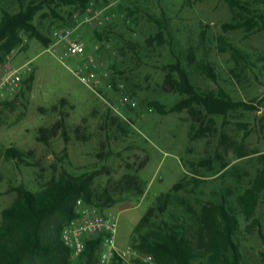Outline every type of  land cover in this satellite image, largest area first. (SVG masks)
Returning <instances> with one entry per match:
<instances>
[{
  "label": "rangeland",
  "instance_id": "1",
  "mask_svg": "<svg viewBox=\"0 0 264 264\" xmlns=\"http://www.w3.org/2000/svg\"><path fill=\"white\" fill-rule=\"evenodd\" d=\"M30 1L44 0H0V20L4 10L17 13ZM242 1L264 13V0ZM107 3L103 0L100 5ZM76 12L73 7L46 4L35 24L51 38L53 30L71 24ZM117 13L105 28L85 24L79 29L87 55L103 63L99 93L73 73L82 60L70 55L63 43L53 41L46 48L23 34L24 43L0 65L2 71L27 63L34 68L24 77L21 95L0 109V223L2 211L12 204L15 188L21 185L36 191L64 171L93 172V188L103 193L126 176L138 175L147 184L145 194L123 196L104 209L118 215L117 244L125 247L157 197L183 181L186 188L178 197L194 211L212 202L232 206L240 221L241 264H264V192L251 233L247 227L253 220H245L240 205L264 153V111L259 112L264 109V30L224 31L223 24L234 17L227 0H119ZM158 34L163 44L156 41ZM229 45L243 52L241 64ZM191 51L196 64H212L217 82L189 64ZM177 60L203 89L223 88L256 110L240 108L225 116H208L198 108L197 119L187 110L159 114L152 102L169 108L180 99L164 85L166 69ZM62 118L66 135L49 131L47 143L38 141L41 129H51ZM10 147L28 153L27 163L7 160L5 151ZM184 215L182 206L172 207L166 218L181 222Z\"/></svg>",
  "mask_w": 264,
  "mask_h": 264
},
{
  "label": "trees",
  "instance_id": "2",
  "mask_svg": "<svg viewBox=\"0 0 264 264\" xmlns=\"http://www.w3.org/2000/svg\"><path fill=\"white\" fill-rule=\"evenodd\" d=\"M92 1L100 4L103 0L30 1L28 4H21V10L17 13L4 10L0 20V65L24 43L23 34L37 39L46 48L53 43L52 38H47L35 24V17L44 5L68 6L77 12H84ZM227 2L234 17L232 22L223 24L224 31L264 30L262 11L242 0ZM52 11L60 17L54 8ZM97 34L100 36L98 32ZM156 41L164 43L162 34H158ZM229 49L234 60L241 64L244 60L243 52L234 45H229ZM188 62L212 81H218L212 64H196L193 51L188 56ZM166 70L165 88L179 94L180 99L169 108L159 102H152L151 108L161 115L187 110L197 119L198 108L208 116H225L240 108L256 110L254 104L234 100L223 88L203 89L196 84L193 74L180 60L170 64ZM33 81L34 76H31L29 89ZM12 103L2 102L0 109ZM66 103L67 100H62V104ZM49 131L54 135L59 131L66 135L65 120L62 118L51 129H41L38 141L47 143L52 136L48 134ZM28 157V153L16 147L5 151L7 160H14L19 164L27 163ZM258 160L261 168L250 187L240 197L245 220H253L247 227L250 233L258 223L255 214L259 196L264 192V153ZM95 178L96 174L93 172L76 175L64 171L36 191L24 185L15 188L17 197L2 211L0 264H98L97 251L101 239L89 242L86 251L76 259H72L71 250L61 240L64 224L75 216L76 201L83 199L85 203L102 209L111 208L123 196L141 198L146 192L147 184L138 175L126 176L113 189L98 193L93 188ZM185 188L183 181L178 182L168 192L157 197L135 226L131 244L140 252L152 254L158 264H241L242 254L238 241L240 221L232 206L225 202H212L203 205L201 211L196 212L178 197V193ZM181 206L185 214L181 222L166 218L170 208ZM138 264L146 263L139 261Z\"/></svg>",
  "mask_w": 264,
  "mask_h": 264
},
{
  "label": "built area",
  "instance_id": "3",
  "mask_svg": "<svg viewBox=\"0 0 264 264\" xmlns=\"http://www.w3.org/2000/svg\"><path fill=\"white\" fill-rule=\"evenodd\" d=\"M118 4L119 0H111L105 5L92 1L84 12L78 11L73 15L71 24L56 28L52 32L51 38L56 45L65 44L70 55L81 58L82 65L73 70V73L95 93H99L101 88L103 63L95 56L87 55L79 29L85 24H95L99 28L107 27L118 16ZM33 71L31 63L12 71L0 70V103L12 101L20 96L25 75H30ZM263 111L264 109H259L260 113ZM118 226L119 218L116 213L78 199L75 204V216L64 224L61 240L71 250L72 259L80 257L89 242L101 239L97 251L98 264H138L139 261L156 264L152 255L143 257L131 244L120 247L117 244Z\"/></svg>",
  "mask_w": 264,
  "mask_h": 264
}]
</instances>
